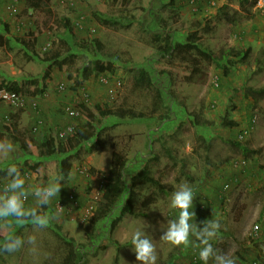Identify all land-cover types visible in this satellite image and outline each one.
Masks as SVG:
<instances>
[{"label":"rangeland","instance_id":"rangeland-1","mask_svg":"<svg viewBox=\"0 0 264 264\" xmlns=\"http://www.w3.org/2000/svg\"><path fill=\"white\" fill-rule=\"evenodd\" d=\"M170 4V0H50L48 8L32 10L26 0H0V80L21 87L25 100L21 109L0 104V141L14 146L6 157L0 155V171L15 165L26 187L45 186L53 179L62 183L60 194L49 205L40 206L32 196L25 203L52 217L48 227L0 221V236L7 239L20 231L25 240L18 251L2 254L0 264L59 260H53L62 246L54 234L56 226L84 248L88 264H140L131 245L137 230L156 246L157 264H203L195 261L199 253L195 236L190 237L188 248L160 239L168 221L178 217L170 203L182 184L195 194L196 216L190 222L199 228L212 216L220 223L211 241L218 254L226 253L234 264H264V17L255 13L253 0ZM97 14L112 26L100 25ZM66 19L72 32L65 26ZM192 32L200 33L203 48L219 57L230 48H251L252 55L226 59L228 75L194 53L188 61L171 57L172 43L186 42ZM151 35L162 36L165 42L155 45ZM96 41L115 55L119 70L84 80L85 69L106 57ZM48 68L51 75L44 79ZM140 69L149 70L154 85L163 92L162 106L154 118L118 119L114 112L119 108L152 113L151 94L131 82V72ZM84 94L90 96L88 102L83 101ZM231 98L237 110L229 114ZM80 103L86 106V114L81 109L80 116L71 119L66 108L73 105L79 110ZM97 106L108 116L101 117ZM40 120L43 125L35 131ZM231 120L241 127L228 125ZM69 125H86L101 137L94 151L90 143L72 155L73 169L65 180L59 176L62 156L43 160L39 145L51 135L60 142L58 133ZM246 131L247 140L239 143L248 148L247 155L232 143ZM162 148L173 150L179 160H158ZM113 152L127 156L128 182L146 168L172 192L160 194L145 185L135 191L132 210L125 207L126 200L110 217L97 216ZM243 159L247 167L236 168L234 164ZM38 166L39 170L32 169ZM219 175L222 185L212 187ZM235 178L239 184L224 191V184ZM8 179L0 183L6 185ZM151 195L156 203L144 207ZM256 225L262 231L257 241L247 235ZM30 236L35 237L34 244L27 243Z\"/></svg>","mask_w":264,"mask_h":264},{"label":"trees","instance_id":"trees-1","mask_svg":"<svg viewBox=\"0 0 264 264\" xmlns=\"http://www.w3.org/2000/svg\"><path fill=\"white\" fill-rule=\"evenodd\" d=\"M27 6L32 10H42L49 7L50 0H26ZM170 5L175 3V0H170ZM100 23V25L104 27H111V22L105 20L104 18H100L98 14L95 16ZM65 26L69 32H72L70 29L71 23L70 20H65ZM200 33L192 32L188 35L186 42H173L172 43V52L171 57L181 58L185 61H188L190 53L196 54L199 58H202L206 62L214 63L218 68H222L225 75L229 74V67L224 61L226 59H230L231 61L241 59V58H250L252 55V49L248 48L245 50L239 49H226L221 56H217L215 53L210 51L209 49L203 48L201 42L199 41ZM152 42L155 45L159 43L165 42V38L162 36H152ZM96 47L103 52V55L106 56L104 60H100L94 67L86 68L84 71V80H89L94 77H99L103 74H116L119 70V63L116 60V57L111 52L107 51L104 44L100 41H96ZM197 64V62H194ZM198 68L195 69V71ZM52 70L50 68L47 69L45 73V78L51 75ZM131 77V82L134 87L143 89L151 94L154 100V108L150 116L142 112H136L132 109L119 108L114 112L116 118L121 120H142V119H150L156 116V113L161 108V103L164 101V94L161 90L157 89L154 85L153 76L147 69L133 70ZM38 84V82H35ZM0 88H6L10 91H14L21 96H24L23 89L19 86H13L12 83H6L4 80H0ZM255 90L251 89L250 98H255L253 92ZM256 100V99H255ZM83 112L86 114L87 108L85 105L81 107ZM96 109L101 113V117H107L108 112L102 111L99 106ZM237 106L234 104V99H230V106L228 113L230 111H236ZM227 113V115H228ZM228 125L231 126H239L236 121L227 122ZM101 134L97 132L95 129L88 127L86 125H78L75 129L74 134L68 136L64 141H58V139L54 136L45 137L44 140L39 145L40 157L43 160H50L57 158V156H62L61 165L59 170V176L62 179H68L73 169V165L71 162V157L77 150L81 149V147L92 144L93 151L97 148V143L100 142ZM236 146H238L243 153L246 155L249 153L247 147L243 146L239 142H232ZM171 159L173 161H178V155L171 149L162 148L161 152L158 154L157 159L161 158ZM130 162L127 156L121 152H113L111 166L109 169V173L106 178V185L104 191V198L98 203L96 214L99 217L108 218L114 212L116 206L121 201H126L125 207L127 210L133 209V199L135 196V191L142 186L151 185L158 189L160 194H169L171 193V188L162 183L161 179H156L151 175V172L144 168L139 171V173L133 177H131L130 181L126 180L127 170L129 168ZM34 171L40 169L32 168ZM7 178L6 170L0 171V180ZM157 198L155 195H151L146 199L144 203V207H148L151 204L156 203ZM39 213L40 210L37 209ZM42 214V213H41ZM120 218L117 220L119 223ZM114 227L112 226V229ZM54 234L58 237V240L62 243L61 251L56 253L53 258L59 259L57 261H53L51 263L46 264H88L87 254L83 247L78 248L76 241L73 238H66L64 236L63 228L60 226H56L54 230ZM89 236L92 234L89 232ZM12 236H20V231L14 233ZM6 241L5 238L0 236V258H2V254H8L9 252L4 251L2 245ZM257 241V240H256ZM82 249V250H81ZM255 263V262H254ZM258 263V262H257ZM259 264V263H258Z\"/></svg>","mask_w":264,"mask_h":264},{"label":"clouds","instance_id":"clouds-1","mask_svg":"<svg viewBox=\"0 0 264 264\" xmlns=\"http://www.w3.org/2000/svg\"><path fill=\"white\" fill-rule=\"evenodd\" d=\"M69 131H71L69 129ZM63 135V134H62ZM11 141H0V155L7 156L13 151ZM7 184L0 190V221H14L16 224L24 225L31 223L35 228L48 227L51 216L41 214L35 208H27L26 201L30 196L34 197L40 206H47L56 198L62 188V183L58 179H53L45 186L26 187L25 178L21 171L11 165L7 168ZM195 194L191 187L182 184L172 193L170 206L178 210V217L168 221V227L161 240L175 247L184 246L188 248L192 244L190 237L195 236L199 241V259L203 264H234L226 253L218 254L213 248V241L220 230V223L216 220H206L203 226L197 228L190 221L196 216L193 209ZM27 243L34 244L35 237L30 236ZM25 244L21 236H9L2 245L7 252H16ZM131 245L136 255V260L140 264H157L156 246L140 230L134 232L131 237Z\"/></svg>","mask_w":264,"mask_h":264},{"label":"built area","instance_id":"built-area-1","mask_svg":"<svg viewBox=\"0 0 264 264\" xmlns=\"http://www.w3.org/2000/svg\"><path fill=\"white\" fill-rule=\"evenodd\" d=\"M252 5H253V9H254L255 13H258L259 16L264 17V0H253ZM61 90H64V86H61ZM89 98H90V96L88 94H84V96H83L84 100L83 101L88 102ZM24 103H25L24 97L21 96L20 94L14 92V91H10L6 88H0V104H4L9 108L21 109L25 106ZM79 106H80L79 110L76 106H73V105H70L66 108V112L71 119H77L80 116V114H81V103L79 104ZM6 121L7 122L11 121L10 116H6ZM42 125H43V121L40 120L38 125L34 128L35 131H39ZM69 129L71 131H69ZM75 129H76V126H74V125L67 126L65 129H63L62 131H60L58 133L59 140L64 141L68 136L74 134ZM248 135H249L248 131L241 133L238 136L237 141L238 142H245L248 138ZM247 165H248V161L246 159L240 160L234 164V166L236 168L244 167V166L247 167ZM238 184H239V178H235L231 182H226V184H224V186H223V189H224V191H228L231 189L232 185L237 186ZM4 186L5 185L0 183V190H2L4 188ZM57 210H58V212H61L63 210V207L59 204L57 206ZM247 235L252 240H259L262 236L261 227L259 225L252 227L249 230ZM195 261L196 262H203L202 260L199 259L198 254L195 256ZM254 264H258V263L255 262Z\"/></svg>","mask_w":264,"mask_h":264},{"label":"crops","instance_id":"crops-1","mask_svg":"<svg viewBox=\"0 0 264 264\" xmlns=\"http://www.w3.org/2000/svg\"><path fill=\"white\" fill-rule=\"evenodd\" d=\"M239 127H241V125L239 126ZM220 178H221V175H219V178L214 182L215 184L212 186V187H214V186H216V185H222L221 183H220V181H218V180H220ZM211 189V188H210ZM221 199H223V198H221ZM212 209L211 210H213L214 212H216L215 210H214V208L213 207H211ZM206 208H204V211H205V213L207 212V211H210V210H205ZM209 215H210V213L211 212H207ZM207 216V215H206ZM212 218V216H208L207 217V220H210Z\"/></svg>","mask_w":264,"mask_h":264}]
</instances>
